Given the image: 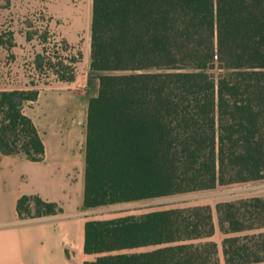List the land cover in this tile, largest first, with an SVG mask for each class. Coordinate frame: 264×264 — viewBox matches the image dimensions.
I'll list each match as a JSON object with an SVG mask.
<instances>
[{"label":"trees","instance_id":"16d2710c","mask_svg":"<svg viewBox=\"0 0 264 264\" xmlns=\"http://www.w3.org/2000/svg\"><path fill=\"white\" fill-rule=\"evenodd\" d=\"M67 59L58 81L74 80L82 54ZM90 69L99 86L87 106L84 207L264 180V0H92ZM37 96L0 91V155L43 160L23 114ZM215 211L223 264L264 263V198ZM16 212L61 209L22 196ZM214 233L208 206L89 221L83 250L100 256L84 264H220ZM143 247L156 248L133 252Z\"/></svg>","mask_w":264,"mask_h":264},{"label":"crops","instance_id":"0c3cea01","mask_svg":"<svg viewBox=\"0 0 264 264\" xmlns=\"http://www.w3.org/2000/svg\"><path fill=\"white\" fill-rule=\"evenodd\" d=\"M91 10L92 1L90 21ZM61 36L65 51L68 52L67 57L75 52L76 47L82 54V59L75 68L74 80L61 82L51 79L49 84L38 89L36 101L23 107V114L32 121L42 139L43 160L31 162L20 157L0 155V264L93 262L100 255L84 253L86 222L166 211L99 218L97 215L100 209L124 203L95 208L83 206L87 106L89 100L98 94L99 73L90 69V45H81L80 32L66 29ZM30 41L25 36L23 38L22 34L17 37L15 35L12 52L18 54ZM6 52L0 46V91L27 89L25 77L16 68V63L5 62ZM10 73L14 74V78ZM262 183L264 180L244 184ZM22 196H37L45 202L55 203L61 212L39 218L20 219L16 203ZM249 198H264V195L226 202ZM215 217L216 224L213 218L212 221L216 233L219 232L216 211ZM223 237L222 235V239ZM219 247L221 248V243ZM155 248L143 247L133 252H147Z\"/></svg>","mask_w":264,"mask_h":264},{"label":"rangeland","instance_id":"374dc122","mask_svg":"<svg viewBox=\"0 0 264 264\" xmlns=\"http://www.w3.org/2000/svg\"><path fill=\"white\" fill-rule=\"evenodd\" d=\"M92 0H0V41L5 49V62L16 65L25 77L28 89H39L55 78L57 65H68V52L61 34L66 29L80 32L81 45H90V6ZM12 34V39L10 35ZM30 34V43L18 54L7 49L6 43H14L15 35ZM45 36V42L41 38ZM79 48L76 47L75 52ZM45 51V54H43ZM74 53H70L73 56ZM43 55L42 67H37V56ZM11 74V73H10ZM6 74L4 73L3 76ZM14 78V74H11ZM8 76V75H7ZM264 195L262 184H233L216 186L214 189L177 194L145 201L124 203L100 209L99 218L125 216L167 209H184L209 205L216 224L215 205L252 196ZM222 235L216 233L208 239L220 246ZM220 248V247H219ZM220 264L222 256L219 253ZM264 264V263H262Z\"/></svg>","mask_w":264,"mask_h":264}]
</instances>
